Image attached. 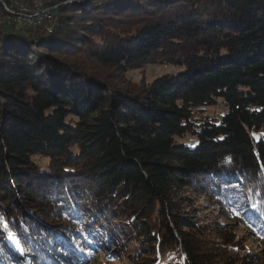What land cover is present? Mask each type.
Instances as JSON below:
<instances>
[{"label":"trees","instance_id":"obj_1","mask_svg":"<svg viewBox=\"0 0 264 264\" xmlns=\"http://www.w3.org/2000/svg\"><path fill=\"white\" fill-rule=\"evenodd\" d=\"M55 1L48 34L0 26V264L87 240L133 264H264L183 194L264 237V0ZM91 61L178 70L129 89Z\"/></svg>","mask_w":264,"mask_h":264},{"label":"rangeland","instance_id":"obj_2","mask_svg":"<svg viewBox=\"0 0 264 264\" xmlns=\"http://www.w3.org/2000/svg\"><path fill=\"white\" fill-rule=\"evenodd\" d=\"M70 3V2H64ZM60 5V4H58ZM57 8V7H56ZM54 8L49 10L48 13H53L51 18L47 20H43L41 23L35 26H42L44 31L48 34L51 29H53L54 24L58 22L61 18V15H58L57 9ZM45 15V14H44ZM54 16V17H53ZM49 20V21H48ZM51 22V23H50ZM34 26V27H35ZM7 27V26H6ZM17 27V26H12ZM31 26H26L25 28H30ZM11 28V27H7ZM17 29H22L18 27ZM75 31V32H74ZM69 30L72 36L80 34L81 31L74 28ZM108 32V30H107ZM92 66L100 72H103L106 75L105 81L110 85L123 86L127 88H137L143 89L148 86V83L152 81L156 76L166 72H176L178 69L174 67H169L164 65L163 62H157L150 65H146L140 70H132L126 73L119 72L118 70L112 67H104L96 61L90 62ZM108 81V82H107ZM225 107L222 103L220 105H216L210 109V112L215 116L219 115L220 112H224ZM215 112V113H214ZM197 186H190L188 190H184L183 193L187 197H191V203H193L194 208L198 212L200 216V220L207 224H220L224 227H231L235 234L238 237L244 239L247 247V255L251 258L257 260H263L262 256H264V237L260 235V233H254L250 228H245V226H241L240 222H235L234 220H229L222 214L221 205L217 202L213 196L206 194H202L198 190H196ZM246 216L253 215V206L249 205L246 209L241 211ZM88 244L78 245L75 243L68 242V247H66V254L62 256L63 263L62 264H133L131 261H128V255L134 252L135 246L129 244L128 248L124 249L123 252L116 254L112 253L111 250H100L99 247L91 246V241H86ZM128 245V243H127ZM58 264V263H57ZM61 264V263H60Z\"/></svg>","mask_w":264,"mask_h":264},{"label":"water","instance_id":"obj_3","mask_svg":"<svg viewBox=\"0 0 264 264\" xmlns=\"http://www.w3.org/2000/svg\"><path fill=\"white\" fill-rule=\"evenodd\" d=\"M58 6L55 0H0V26L24 29L33 25L44 12Z\"/></svg>","mask_w":264,"mask_h":264},{"label":"built area","instance_id":"obj_4","mask_svg":"<svg viewBox=\"0 0 264 264\" xmlns=\"http://www.w3.org/2000/svg\"><path fill=\"white\" fill-rule=\"evenodd\" d=\"M46 12H48V11H46ZM46 12H44L43 13V15L42 16H40V18H38V20H47V13ZM45 14V15H44ZM48 14H53L52 12L51 13H48ZM29 26H35V23L33 24V25H29Z\"/></svg>","mask_w":264,"mask_h":264},{"label":"bare ground","instance_id":"obj_5","mask_svg":"<svg viewBox=\"0 0 264 264\" xmlns=\"http://www.w3.org/2000/svg\"><path fill=\"white\" fill-rule=\"evenodd\" d=\"M10 15H12V14H10ZM52 15H53V14H47V19H48V18H51ZM53 17H54V16H53ZM48 21H49V20H48ZM37 22L41 23L42 20H37V21L35 22V25L39 24V23H37Z\"/></svg>","mask_w":264,"mask_h":264},{"label":"snow or ice","instance_id":"obj_6","mask_svg":"<svg viewBox=\"0 0 264 264\" xmlns=\"http://www.w3.org/2000/svg\"><path fill=\"white\" fill-rule=\"evenodd\" d=\"M22 254H24V253L22 252Z\"/></svg>","mask_w":264,"mask_h":264}]
</instances>
